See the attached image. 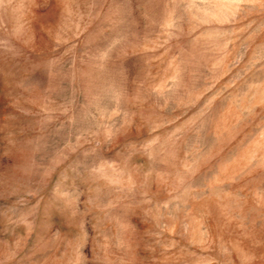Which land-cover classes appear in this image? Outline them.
<instances>
[{"label":"rangeland","instance_id":"obj_1","mask_svg":"<svg viewBox=\"0 0 264 264\" xmlns=\"http://www.w3.org/2000/svg\"><path fill=\"white\" fill-rule=\"evenodd\" d=\"M0 264H264V0H0Z\"/></svg>","mask_w":264,"mask_h":264}]
</instances>
